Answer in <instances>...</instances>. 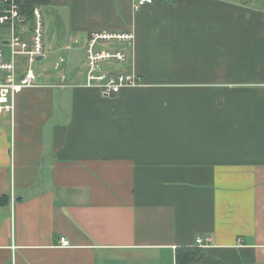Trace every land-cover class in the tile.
Wrapping results in <instances>:
<instances>
[{
  "label": "crops",
  "instance_id": "obj_1",
  "mask_svg": "<svg viewBox=\"0 0 264 264\" xmlns=\"http://www.w3.org/2000/svg\"><path fill=\"white\" fill-rule=\"evenodd\" d=\"M47 4L44 56L61 69L33 70L0 113V264H264V9ZM103 30L133 32L122 71L143 85L85 86L86 41Z\"/></svg>",
  "mask_w": 264,
  "mask_h": 264
},
{
  "label": "built area",
  "instance_id": "obj_2",
  "mask_svg": "<svg viewBox=\"0 0 264 264\" xmlns=\"http://www.w3.org/2000/svg\"><path fill=\"white\" fill-rule=\"evenodd\" d=\"M154 0H134L135 10ZM32 23V26H31ZM0 24L7 26L11 37L0 42V113L15 109V96L24 87L36 84V76L32 65L38 58L44 57L43 28L44 17L39 6L33 8V19L30 21L28 13L24 10L22 0H0ZM31 26V27H30ZM32 28V29H30ZM32 34L31 42L24 35ZM134 39L132 31H94L86 41V83L85 86L96 87L106 95L119 93L124 88L143 85L142 79L135 72L111 71L104 69V62H126L127 53L124 49L111 48L112 42L131 41ZM4 41L9 48L6 52ZM71 50L72 45L65 46ZM17 55L28 56L29 66L24 75L17 77ZM64 59L61 58V61ZM210 238H198L201 247L208 246ZM61 246H70L67 237H61Z\"/></svg>",
  "mask_w": 264,
  "mask_h": 264
},
{
  "label": "rangeland",
  "instance_id": "obj_3",
  "mask_svg": "<svg viewBox=\"0 0 264 264\" xmlns=\"http://www.w3.org/2000/svg\"><path fill=\"white\" fill-rule=\"evenodd\" d=\"M248 1L251 4V6L264 9V0H248ZM39 7L41 8V11L44 17L43 41L44 40L46 41L48 39V36H50L51 38L54 37L53 33H54V30H56L55 27H57V21L55 20V17H54L55 10H53L49 4H41ZM10 37H11L10 30L7 28V26L0 24V42L5 38L9 39ZM128 43H129L128 41L114 40L112 42L111 48H117V49L123 48L127 52L128 49L131 50L132 48L131 44H128ZM5 50L6 52H8L9 48H5ZM58 57L55 59L51 55L44 56L38 62L33 64L32 68L33 70H35V73L38 75H41V73L42 75H45V74L52 75L54 74V72H58L61 69V67L59 69L55 68L56 61L60 62V58ZM129 62H130V59L128 56L127 61L124 63L114 62V61L104 62L102 63V67L104 69H113L116 71H122L128 68V66L131 64V63L129 64ZM17 64L27 69L29 66L28 57L17 55Z\"/></svg>",
  "mask_w": 264,
  "mask_h": 264
},
{
  "label": "trees",
  "instance_id": "obj_4",
  "mask_svg": "<svg viewBox=\"0 0 264 264\" xmlns=\"http://www.w3.org/2000/svg\"><path fill=\"white\" fill-rule=\"evenodd\" d=\"M22 1L24 4V10L28 13V17H29L30 21H32V19H33V8H34V6H40L41 4H47V3L51 2V0H22ZM31 26H32V23H31ZM4 200H5V198H3V201Z\"/></svg>",
  "mask_w": 264,
  "mask_h": 264
},
{
  "label": "water",
  "instance_id": "obj_5",
  "mask_svg": "<svg viewBox=\"0 0 264 264\" xmlns=\"http://www.w3.org/2000/svg\"><path fill=\"white\" fill-rule=\"evenodd\" d=\"M41 59V56L38 58V60Z\"/></svg>",
  "mask_w": 264,
  "mask_h": 264
}]
</instances>
